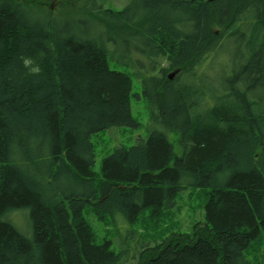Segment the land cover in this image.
Here are the masks:
<instances>
[{
    "label": "trees",
    "instance_id": "obj_1",
    "mask_svg": "<svg viewBox=\"0 0 264 264\" xmlns=\"http://www.w3.org/2000/svg\"><path fill=\"white\" fill-rule=\"evenodd\" d=\"M61 1L56 19L0 0V264H251L245 251L264 231V0H128L120 11ZM249 11L257 37L241 45L257 50L208 82L211 56ZM116 53L125 60L112 68ZM122 67L142 74L153 127L114 149L97 180L92 136L139 127L141 95ZM188 187L210 189L205 222L138 259L97 244L84 217L89 206L100 222L159 219ZM15 211L27 212L30 237L9 220Z\"/></svg>",
    "mask_w": 264,
    "mask_h": 264
},
{
    "label": "rangeland",
    "instance_id": "obj_2",
    "mask_svg": "<svg viewBox=\"0 0 264 264\" xmlns=\"http://www.w3.org/2000/svg\"><path fill=\"white\" fill-rule=\"evenodd\" d=\"M27 1V0H24ZM42 13L51 11L54 13V18L60 19L61 0H28ZM128 4V0H104V8H111L115 11L122 10ZM51 7V8H50ZM247 15V16H246ZM243 16L244 21L241 27L234 33L231 29V36L228 37L222 49L217 55L211 56L213 66L206 69L204 76L208 82L218 80L220 77L231 76L236 69L246 62V58H251L257 50L256 45L245 47L241 44L247 39L253 40L257 37V32H254V14L249 11ZM259 36H262V34ZM111 52L116 49L110 46ZM245 48V49H244ZM120 53V51H117ZM116 53L117 58L111 61V67L115 68L118 60L124 61L121 55ZM134 54L132 53V58ZM130 57V55H129ZM118 59V60H117ZM126 60H130L127 58ZM163 67L168 66L166 60H160ZM130 67V64H129ZM120 71L128 72V68H117ZM134 81L133 93L141 95L140 100L133 97L132 99V114L135 121L139 124L137 128L117 127L102 131L92 136V143L96 152V164L94 171L97 174V180H102V164L104 159L110 155L114 149L132 147L138 138L147 139L153 127V105L142 96V74H136L131 68L128 72ZM171 71L169 76L173 74ZM168 76V77H169ZM183 80V79H182ZM158 126V125H157ZM170 142L173 145L174 153L177 157L182 155V147L180 145V135L177 132H172L169 135ZM210 189L208 188H192L188 187L183 190L176 199V206L173 209L167 210L159 219L151 218L150 212H145L139 221L132 225H125L117 217L116 220H107L100 222L91 207H86L84 217L93 228L95 233V241L97 244H102L105 240L112 241L114 250L120 251L122 248L132 250L137 256L138 252L144 246L160 245L163 241L175 234H191L197 224L205 222V207L208 201ZM12 224L25 236H31V222L26 211H15L9 216ZM122 219V218H121ZM134 233V234H133ZM245 258L251 264H264V231L261 232L259 238L254 241L250 248L245 251ZM136 259V260H137ZM135 264V263H133Z\"/></svg>",
    "mask_w": 264,
    "mask_h": 264
},
{
    "label": "water",
    "instance_id": "obj_3",
    "mask_svg": "<svg viewBox=\"0 0 264 264\" xmlns=\"http://www.w3.org/2000/svg\"><path fill=\"white\" fill-rule=\"evenodd\" d=\"M177 73H178V71H176V72H174L173 74H171V75L169 76V79H170V80H173V79L175 78V76H176Z\"/></svg>",
    "mask_w": 264,
    "mask_h": 264
},
{
    "label": "bare ground",
    "instance_id": "obj_4",
    "mask_svg": "<svg viewBox=\"0 0 264 264\" xmlns=\"http://www.w3.org/2000/svg\"><path fill=\"white\" fill-rule=\"evenodd\" d=\"M226 92V91H225Z\"/></svg>",
    "mask_w": 264,
    "mask_h": 264
}]
</instances>
